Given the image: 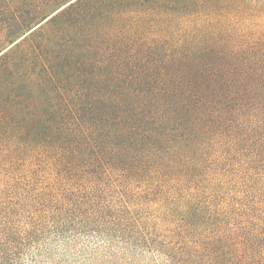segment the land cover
I'll list each match as a JSON object with an SVG mask.
<instances>
[{"label": "trees", "instance_id": "1", "mask_svg": "<svg viewBox=\"0 0 264 264\" xmlns=\"http://www.w3.org/2000/svg\"><path fill=\"white\" fill-rule=\"evenodd\" d=\"M24 3L0 50V264L83 242L264 264L254 0Z\"/></svg>", "mask_w": 264, "mask_h": 264}, {"label": "rangeland", "instance_id": "2", "mask_svg": "<svg viewBox=\"0 0 264 264\" xmlns=\"http://www.w3.org/2000/svg\"><path fill=\"white\" fill-rule=\"evenodd\" d=\"M24 0H0V50L9 46V41L4 39L7 34L8 27L18 22L25 12ZM46 4L41 9L38 18L52 13L56 9V5ZM254 4L259 7L258 11L263 13L264 0H254ZM76 248L74 245L56 248L50 252V255L39 257L35 263L29 264H153L154 260L149 255H140L139 250L133 254H124L119 251V247L111 248L112 250H103L91 246L88 242H83Z\"/></svg>", "mask_w": 264, "mask_h": 264}]
</instances>
